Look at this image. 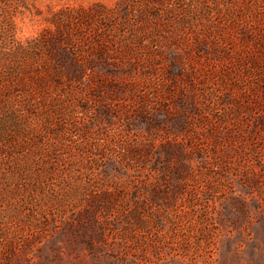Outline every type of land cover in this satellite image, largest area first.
Segmentation results:
<instances>
[{"label": "rangeland", "instance_id": "rangeland-1", "mask_svg": "<svg viewBox=\"0 0 264 264\" xmlns=\"http://www.w3.org/2000/svg\"><path fill=\"white\" fill-rule=\"evenodd\" d=\"M0 264H264V0H0Z\"/></svg>", "mask_w": 264, "mask_h": 264}]
</instances>
